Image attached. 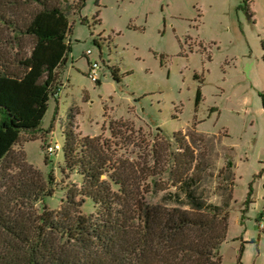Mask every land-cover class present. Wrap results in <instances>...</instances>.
<instances>
[{
  "label": "trees",
  "instance_id": "16d2710c",
  "mask_svg": "<svg viewBox=\"0 0 264 264\" xmlns=\"http://www.w3.org/2000/svg\"><path fill=\"white\" fill-rule=\"evenodd\" d=\"M83 5L0 0V264H221L234 174L228 161L212 176L195 153L203 136H151L120 121L109 138L83 137L69 110L59 174L70 184L54 210V176L14 150L47 138L40 124L71 52L68 18ZM211 182L218 203L205 194ZM170 190L165 205L150 203Z\"/></svg>",
  "mask_w": 264,
  "mask_h": 264
},
{
  "label": "rangeland",
  "instance_id": "374dc122",
  "mask_svg": "<svg viewBox=\"0 0 264 264\" xmlns=\"http://www.w3.org/2000/svg\"><path fill=\"white\" fill-rule=\"evenodd\" d=\"M242 1L84 0L79 15L68 18L71 52L59 98L48 100L40 124L47 138L14 149L43 176H54L50 209L70 184L59 174L69 110L71 130L83 137L109 138L110 124L120 121L151 136L194 132L204 138L195 153L212 176L228 161L234 174L221 264H264V0ZM46 144L60 151L49 158ZM203 188L218 203L214 182ZM172 194L150 203L165 205Z\"/></svg>",
  "mask_w": 264,
  "mask_h": 264
},
{
  "label": "built area",
  "instance_id": "2783aa9c",
  "mask_svg": "<svg viewBox=\"0 0 264 264\" xmlns=\"http://www.w3.org/2000/svg\"><path fill=\"white\" fill-rule=\"evenodd\" d=\"M90 55H91V52L87 51L86 56L88 57ZM89 67H90L89 78H90L91 82L96 83L97 82L98 69H99L98 64L92 63V64H89ZM59 151H60L59 145H57V144H54L53 146L48 145L47 147H45L44 154L47 157H51Z\"/></svg>",
  "mask_w": 264,
  "mask_h": 264
},
{
  "label": "crops",
  "instance_id": "0c3cea01",
  "mask_svg": "<svg viewBox=\"0 0 264 264\" xmlns=\"http://www.w3.org/2000/svg\"><path fill=\"white\" fill-rule=\"evenodd\" d=\"M243 1H245V2L247 3V2L250 1V0H248V1H247V0H243ZM243 1H242V2H243ZM58 98H59V96H58ZM58 98H57V99H58Z\"/></svg>",
  "mask_w": 264,
  "mask_h": 264
}]
</instances>
